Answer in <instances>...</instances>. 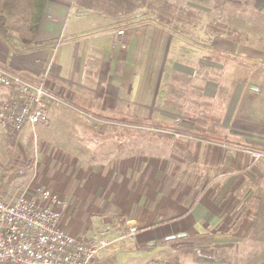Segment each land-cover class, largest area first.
<instances>
[{
  "label": "crops",
  "instance_id": "obj_1",
  "mask_svg": "<svg viewBox=\"0 0 264 264\" xmlns=\"http://www.w3.org/2000/svg\"><path fill=\"white\" fill-rule=\"evenodd\" d=\"M149 2L48 0L33 48L15 43L13 50L0 35V66L42 82L58 101L48 124L16 137L35 135L29 192L49 189L66 201L60 228L76 238L136 226L135 236L95 264L112 257L154 264L182 245L183 264L196 250L206 257L219 251L222 264H264V157L247 153L264 155V39L242 23L212 36L203 14V25L188 32L166 26ZM227 61L258 74L214 78L213 67L222 71ZM227 78V103L197 108L196 98L206 105L220 99ZM194 89L199 96L183 99ZM76 114L86 120L73 124ZM101 126L170 130L177 147L133 151ZM5 132L0 122L2 156Z\"/></svg>",
  "mask_w": 264,
  "mask_h": 264
},
{
  "label": "built area",
  "instance_id": "obj_2",
  "mask_svg": "<svg viewBox=\"0 0 264 264\" xmlns=\"http://www.w3.org/2000/svg\"><path fill=\"white\" fill-rule=\"evenodd\" d=\"M123 30L116 31L122 36ZM0 122L9 126V139L24 127L48 121L47 104L58 102L43 83L0 67ZM255 160L264 155L247 151ZM12 198H0V264H94L103 252L115 253L120 243L137 233L127 222L115 230L102 229L88 239L67 234L60 228L66 201L49 189L30 194L29 188Z\"/></svg>",
  "mask_w": 264,
  "mask_h": 264
},
{
  "label": "rangeland",
  "instance_id": "obj_3",
  "mask_svg": "<svg viewBox=\"0 0 264 264\" xmlns=\"http://www.w3.org/2000/svg\"><path fill=\"white\" fill-rule=\"evenodd\" d=\"M149 1V6H153L151 7L153 12H156L157 16L163 17V22L166 26L173 25L174 27L177 26L182 30L191 25L200 26L203 25V22L200 21L199 15L203 14L207 16L206 21H210L212 29L217 28L220 30L222 29V27L224 28L225 25H232L234 29V26L242 23V25L248 27L247 30H250L249 32H253L254 34H257V36H260L264 39V10L256 9L253 3L249 0H172V2L168 0ZM184 31L188 32L186 29ZM233 37H235V35ZM245 41H247V39H245ZM261 47L264 48V44L261 45ZM211 60L215 63H218V60L216 59V56H214V53L213 57H211ZM226 64L227 67L225 69H222V71L218 68L213 67L212 76L216 78L215 76H218L219 73H224V75L228 74L232 77H235V74H237L242 75L244 79H247L248 77L250 78L252 74H258V70L256 71L254 69H251V66L249 64H240L230 61H227ZM201 73H204V71L201 70ZM219 83L221 85L224 84V82ZM245 84L248 85L247 83ZM225 86L226 87L222 88L220 91L221 98L216 99V101H214L215 99L211 100L212 102L209 105H206L204 101L196 98V101H200V103L202 104L197 108H201L203 110L204 108L207 109L208 106H210L213 111H216L220 107L222 108L224 103H227L226 95H228L229 91L233 89V83H231L227 78ZM198 92L199 90L196 91V89L190 92L188 90H184L182 97L183 99L188 100L191 97L199 96ZM246 99L244 100V104H248L249 102V99ZM72 118L73 124H76L79 120L75 116H72ZM139 131L145 134H143L139 138L134 139L136 143L134 144V146H132L133 151H135V149L137 148L139 149L140 146H142L140 148L147 153H155L157 152V148L170 149L172 147H177V143L175 146V143L173 141L174 137L171 135L172 132L170 130H165V132L167 133L162 132V136L159 137V139L161 138V141H159V139L155 140V137L151 134L153 133V131ZM19 134L20 132L13 134L10 139L7 138V141H5V145L3 146L2 150L3 156L0 154V195L3 198L7 199L15 196L14 194H16V190L14 189L18 188L19 191L17 193H19L24 188H29V183L31 182L33 176L31 175L30 177L29 175L31 174V171L33 169L32 166L35 165V156L37 153L36 146H34L35 135L33 136L32 131H29L24 135L26 138L25 142H22L20 139L16 138ZM17 143H19V145H17ZM11 145L12 149L10 147ZM17 173H22L23 175L18 178L16 177V179L12 180L10 183H7V181H10V176L17 175ZM179 246L180 245L173 247L178 249ZM184 248H186V245L180 246L178 250L183 251ZM170 250L171 252H173L172 249ZM178 250L176 251L175 255L172 254L163 258H159V262L154 264H176V262H180L181 264H183V261L180 259L182 255H180ZM195 253L198 255H202L201 252L199 253L197 250L195 251ZM218 254L219 251L215 253L216 256L214 257H219ZM138 263V260H123L121 258L116 259V257H112L103 264Z\"/></svg>",
  "mask_w": 264,
  "mask_h": 264
},
{
  "label": "trees",
  "instance_id": "obj_4",
  "mask_svg": "<svg viewBox=\"0 0 264 264\" xmlns=\"http://www.w3.org/2000/svg\"><path fill=\"white\" fill-rule=\"evenodd\" d=\"M253 3L256 9L264 10V0H249ZM48 0H0V35L7 45H9L13 50L15 49V43H19L20 49L27 51L28 49L33 48V45H36V36L39 30L40 22L43 17L45 7ZM160 20L161 18L158 17ZM164 21V19H163ZM164 23V22H163ZM169 23V22H167ZM220 30L213 28L212 36L220 35ZM1 67V66H0ZM2 69L14 73L10 70H7L3 67ZM51 103L47 104V109L49 110ZM78 119L86 120L83 115H74ZM49 122V115L48 121ZM43 123L36 124L35 127H43ZM105 130H109L108 133L111 135L114 134L116 141H121L126 138L127 143L130 142V146H134L136 143L135 138L141 137L143 132L138 129H123V128H113L108 126H101ZM109 128V129H108ZM5 139H9V127L5 125ZM155 137V140H158L162 136V132L153 131L151 133ZM168 136V135H167ZM112 138V137H111ZM161 139V138H160ZM159 139V141H161ZM130 140V141H129ZM153 140V139H152ZM151 140V141H152ZM8 146V145H7ZM122 148V146H121ZM21 174V175H20ZM22 173H17V175L10 176V181L16 179V177L22 176ZM0 198H2L0 196ZM187 256L191 258V264H222L223 261L220 257H206L198 255L195 251H188ZM177 260V259H175ZM166 264V263H164ZM176 264H181L176 262Z\"/></svg>",
  "mask_w": 264,
  "mask_h": 264
}]
</instances>
